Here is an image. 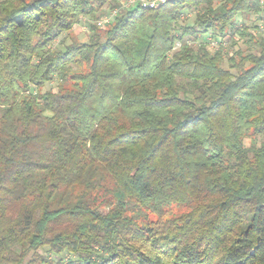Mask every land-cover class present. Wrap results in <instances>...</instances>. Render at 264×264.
I'll use <instances>...</instances> for the list:
<instances>
[{"label":"clouds","instance_id":"obj_1","mask_svg":"<svg viewBox=\"0 0 264 264\" xmlns=\"http://www.w3.org/2000/svg\"><path fill=\"white\" fill-rule=\"evenodd\" d=\"M166 2L84 0L29 20L37 0H0V28L31 41L0 61V264H264V129L247 123L264 120V83L237 133L218 123L221 90L264 65V0L193 5L167 29L220 17L229 37L209 28L135 65L121 47V62L97 58L130 27L147 41ZM217 53L219 84L176 71Z\"/></svg>","mask_w":264,"mask_h":264},{"label":"trees","instance_id":"obj_2","mask_svg":"<svg viewBox=\"0 0 264 264\" xmlns=\"http://www.w3.org/2000/svg\"><path fill=\"white\" fill-rule=\"evenodd\" d=\"M84 0H37V3L26 6L23 12L27 18L31 20L35 12L39 11L40 15L35 16V20H40L45 14L44 10L52 8L53 10L59 8H79ZM101 6L104 0H94ZM211 4L212 0H169L168 2L160 5L156 10V20L153 27L152 34L148 37L147 41L135 38L132 35L133 28L130 27L125 34L121 35V39L125 41L124 46H109L105 47L100 45L96 49V56L98 59L107 62H121V56L116 51L117 47H121L123 51L124 59L128 65H135L138 60H141L145 55L157 56L163 51L170 50L172 43L176 39H180L185 45L189 43H195L200 40L201 37L208 32L209 28H212L215 32L216 28H220V32L223 37L230 36L231 33L224 32V26L220 23L221 18L215 17L211 21H202L200 26L189 25L182 29L180 33H176L172 36L167 34V29L171 27L170 20L177 19L184 9L191 10L193 5L199 6L200 4ZM88 9L81 8V11H87ZM151 8L145 9V11H151ZM60 18L58 17V20ZM15 21L16 26L24 27L26 23L25 16H15L12 18ZM9 21V24L12 23ZM135 23V22H134ZM68 27L71 26L69 23ZM223 39L220 41L222 43ZM13 47L14 52H8V48ZM31 47L30 39L21 36L15 28L5 26L0 28V61L11 58L12 55L17 56V60H20L23 50ZM190 55V53H189ZM221 53H217L216 57H213L207 64L201 63L200 59H189L186 55L181 57L177 64L176 71L191 73L193 78L202 80H215L219 84L224 80L229 72L226 69L220 68L215 61L217 57L221 56ZM121 66H124L121 63ZM251 73L247 80L243 84L229 85L221 90V96L218 101L220 103L219 116L221 131L231 138L230 134L237 133L240 130V121L244 119V113L242 109H246L252 106V97L254 93L252 89L257 84L264 83V65H260L253 69L248 70ZM247 75V74H246ZM87 87V85L85 86ZM229 109H232L231 111ZM259 118L248 120L247 123L255 126L257 132H261L264 129V120L259 123L256 122ZM264 134V133H261ZM255 255V253L253 254Z\"/></svg>","mask_w":264,"mask_h":264},{"label":"rangeland","instance_id":"obj_3","mask_svg":"<svg viewBox=\"0 0 264 264\" xmlns=\"http://www.w3.org/2000/svg\"><path fill=\"white\" fill-rule=\"evenodd\" d=\"M231 35H234V33H231ZM227 37H229V36H227ZM226 42H227V41H226L225 39H223L221 46H222L224 43H226Z\"/></svg>","mask_w":264,"mask_h":264},{"label":"built area","instance_id":"obj_4","mask_svg":"<svg viewBox=\"0 0 264 264\" xmlns=\"http://www.w3.org/2000/svg\"><path fill=\"white\" fill-rule=\"evenodd\" d=\"M168 1H169V0H167V2H168ZM162 4H164V3H162ZM162 4H160V5H162ZM160 5H159V6H160ZM149 8H151V6H149ZM220 44H222V43L220 42Z\"/></svg>","mask_w":264,"mask_h":264}]
</instances>
